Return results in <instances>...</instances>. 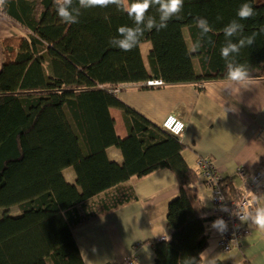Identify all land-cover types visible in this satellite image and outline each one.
Returning a JSON list of instances; mask_svg holds the SVG:
<instances>
[{"label": "trees", "instance_id": "1", "mask_svg": "<svg viewBox=\"0 0 264 264\" xmlns=\"http://www.w3.org/2000/svg\"><path fill=\"white\" fill-rule=\"evenodd\" d=\"M242 3L257 13L240 21L243 35L258 32L264 27L261 0H184L181 18L146 32L136 48L124 52L109 40L133 21L114 6L82 9L79 23L68 25L58 18L53 0H8L0 13L25 32L0 41V264H85L73 228L135 200L130 177L160 169L174 174L179 192L166 208L170 234L146 240L153 264H184L186 257L201 264L208 222L219 209L212 202L214 188L222 190L225 202L248 188L221 177L209 183L183 157L177 136L124 103L114 89L158 80L192 82L201 90L205 82L226 80L223 28L238 19ZM148 15L158 18L155 8ZM197 17L212 26V43L190 55L184 34L190 44L197 38ZM146 41L145 61L140 44ZM236 61L247 67L249 80H264V34L241 49ZM111 107L121 112L124 137L115 133ZM110 146L119 149L122 162L108 156ZM67 168L75 182L65 179ZM200 180L211 189V207L193 203L190 189Z\"/></svg>", "mask_w": 264, "mask_h": 264}, {"label": "crops", "instance_id": "2", "mask_svg": "<svg viewBox=\"0 0 264 264\" xmlns=\"http://www.w3.org/2000/svg\"><path fill=\"white\" fill-rule=\"evenodd\" d=\"M23 32V28L0 13V41ZM184 40L189 47L190 40L185 34ZM149 49V42L140 44L145 61ZM1 63L0 46V68ZM226 82H205L201 90L192 82L160 86L122 84L116 94L160 126L168 115L183 121L182 155L190 167L197 169L198 159H209L221 178L230 179L234 185L246 190L249 175L264 166V80H249V85L238 92L235 88L233 92L223 89ZM109 112L114 119L115 133L124 137L127 130L120 110L111 107ZM106 151L112 160L122 162L118 148L110 146ZM63 174L68 182H75L71 168L63 170ZM128 184L135 191V200L73 228L72 234L85 264H153L154 251L146 240L170 234L166 208L169 200L179 192L174 174L166 169L155 170L142 177H130ZM190 190L195 207H211L210 195H206L201 184L196 183ZM248 194L257 204H264V180L255 192ZM242 226L241 245L232 251L222 250L217 245V231L207 227L208 245L201 264L217 261L222 264H264V231L247 223ZM145 245L148 252L144 251Z\"/></svg>", "mask_w": 264, "mask_h": 264}, {"label": "clouds", "instance_id": "3", "mask_svg": "<svg viewBox=\"0 0 264 264\" xmlns=\"http://www.w3.org/2000/svg\"><path fill=\"white\" fill-rule=\"evenodd\" d=\"M55 11L62 23L72 25L79 23L82 9L108 8L114 6L118 11L126 13L133 21V26H120L117 29V35L109 40V44L121 51L129 52L136 48L141 42L146 32L160 31L167 28L168 22L173 18H181L184 0H53ZM264 2V0H261ZM8 0H0V10H3ZM155 8L157 16L148 15L149 9ZM257 13L250 3H242L236 11L238 19L231 20L223 28V35L226 43L220 48V56L225 62L226 83L223 89L233 92L235 88L238 92L240 88L249 85V72L245 65L236 61L241 49L252 46L258 35L264 34V27L251 35H243L244 25L240 21L248 20L256 16ZM107 19V17H105ZM222 19V17H217ZM195 26L199 30L197 38L187 48V54H196L203 47L205 42L211 44L212 39L209 33L213 32L212 26L208 20L203 17H197ZM235 40V42H233ZM250 160V159H244ZM255 161L256 159H251ZM242 161V162H243ZM222 211L228 212L230 216H237L242 223H247L255 228L264 231V204L250 202L248 209L241 211H230L222 207ZM211 227L219 233L227 231L228 225L222 218H217L211 224ZM147 237H145L146 239ZM144 251L148 252L147 245ZM149 259L151 255L149 254ZM184 264H198L195 257H186Z\"/></svg>", "mask_w": 264, "mask_h": 264}, {"label": "built area", "instance_id": "4", "mask_svg": "<svg viewBox=\"0 0 264 264\" xmlns=\"http://www.w3.org/2000/svg\"><path fill=\"white\" fill-rule=\"evenodd\" d=\"M162 84L161 81L152 80L147 81V85L157 86ZM118 89H114L116 92ZM161 127L168 131L169 133L179 136L182 134L184 129V123L180 119H178L174 115H168L164 118L161 123ZM196 165L199 167L200 172L203 176L208 179L209 183L212 185L217 184L220 181V176L212 163L211 160L206 158H200L197 160ZM264 180V166L260 170H256L252 172L249 176V182L247 185L248 193L254 192L257 188L261 185L262 181ZM222 190L219 188H214L213 195H212V202L215 206H218L219 209H215L216 219L222 218L228 225L227 231L220 233V239L218 240V246L224 250L229 251L236 248L239 244V241L243 237L244 228L242 226V222L238 219L237 216H230L228 212L222 211V207H226L230 211H241L248 209L250 202L253 199L248 195V193H244L240 198L237 200H231L230 202H225L222 196ZM228 203V204H227ZM212 221H209L211 224ZM211 226V225H208ZM164 238V237H162Z\"/></svg>", "mask_w": 264, "mask_h": 264}, {"label": "rangeland", "instance_id": "5", "mask_svg": "<svg viewBox=\"0 0 264 264\" xmlns=\"http://www.w3.org/2000/svg\"><path fill=\"white\" fill-rule=\"evenodd\" d=\"M145 54L143 53V56H144ZM144 59V58H143ZM196 62L194 61V64H195ZM195 66H196V64H195ZM158 86V85H157ZM202 180V179H201ZM199 181L198 182V184H201L202 185V188H203V190L205 191V193H206V195L208 196V195H210V190H209V188L203 183V181ZM208 200V199H207ZM208 202V201H207ZM209 203H210V200H209ZM209 223V222H208ZM243 235H244V232H243ZM162 238V237H161ZM242 240V239H241ZM241 240L239 241V244H238V246L236 247V248H239L240 247V245H241ZM236 248H234V249H236ZM233 250V249H232ZM232 250H229V251H232Z\"/></svg>", "mask_w": 264, "mask_h": 264}, {"label": "bare ground", "instance_id": "6", "mask_svg": "<svg viewBox=\"0 0 264 264\" xmlns=\"http://www.w3.org/2000/svg\"><path fill=\"white\" fill-rule=\"evenodd\" d=\"M184 127H185V125H184ZM183 131H184V129H183ZM183 131H182V133H183ZM181 136H182V134L181 135H179V136H177L179 139L181 138Z\"/></svg>", "mask_w": 264, "mask_h": 264}]
</instances>
